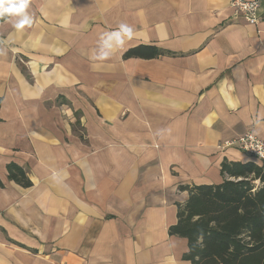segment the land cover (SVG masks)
<instances>
[{
	"label": "crops",
	"instance_id": "obj_1",
	"mask_svg": "<svg viewBox=\"0 0 264 264\" xmlns=\"http://www.w3.org/2000/svg\"><path fill=\"white\" fill-rule=\"evenodd\" d=\"M230 1L28 0L30 25L0 19V264H191L169 233L187 187L260 164L226 142L264 141V0L256 24ZM140 45L165 53L123 56Z\"/></svg>",
	"mask_w": 264,
	"mask_h": 264
},
{
	"label": "trees",
	"instance_id": "obj_2",
	"mask_svg": "<svg viewBox=\"0 0 264 264\" xmlns=\"http://www.w3.org/2000/svg\"><path fill=\"white\" fill-rule=\"evenodd\" d=\"M9 14L0 16V19ZM165 52L140 45L123 56L151 58ZM8 177L29 186L23 168L9 164ZM218 184L187 187L189 196L178 205V220L169 233L185 237L183 259L191 264H264V165L223 161Z\"/></svg>",
	"mask_w": 264,
	"mask_h": 264
},
{
	"label": "built area",
	"instance_id": "obj_3",
	"mask_svg": "<svg viewBox=\"0 0 264 264\" xmlns=\"http://www.w3.org/2000/svg\"><path fill=\"white\" fill-rule=\"evenodd\" d=\"M261 0H231L234 15H241L249 24H256L260 20L259 7ZM227 145H235L248 156L264 165V141L252 131L245 132Z\"/></svg>",
	"mask_w": 264,
	"mask_h": 264
},
{
	"label": "clouds",
	"instance_id": "obj_4",
	"mask_svg": "<svg viewBox=\"0 0 264 264\" xmlns=\"http://www.w3.org/2000/svg\"><path fill=\"white\" fill-rule=\"evenodd\" d=\"M28 6V0H0V16L5 14L19 16L20 19L16 23L18 29H22L25 25L31 24V18L25 14V9Z\"/></svg>",
	"mask_w": 264,
	"mask_h": 264
}]
</instances>
